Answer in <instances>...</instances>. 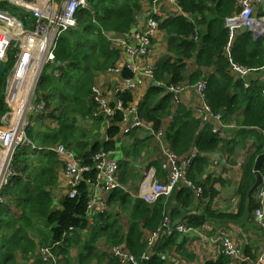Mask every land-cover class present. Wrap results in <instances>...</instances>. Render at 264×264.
Returning <instances> with one entry per match:
<instances>
[{
	"label": "trees",
	"instance_id": "trees-1",
	"mask_svg": "<svg viewBox=\"0 0 264 264\" xmlns=\"http://www.w3.org/2000/svg\"><path fill=\"white\" fill-rule=\"evenodd\" d=\"M181 4L196 23L182 16L169 17L162 22L161 28L166 32L168 49L176 56L170 58L165 55L166 58L159 59L154 77L165 85L193 84L207 79L206 99L212 110L223 113L225 121L237 128H229V132L223 131L219 135L213 133L212 125L208 123L203 126L201 120L194 116L191 107L185 104L175 107L172 93L153 84L140 100L139 113L153 123L156 129H166L175 153L184 155L190 152L193 145L198 146L201 154L191 165L188 178L196 187L203 189V194L197 197L192 188L181 187L169 196L160 197L156 203L149 204L141 198H133L124 190L116 189L106 199L108 206L114 208L111 214H100L101 222L105 223L102 233L95 235L99 231L94 226L89 237L84 239L82 235L90 226L87 217V184L82 183L80 195L75 198L65 197L56 208L48 188L55 187L57 183L56 169L60 165L58 157L50 151H39L30 146L20 147L14 153V165L19 176L12 178L13 184L7 185L3 193L10 196L9 201L14 200L15 205L21 207L23 217L17 221L10 206L0 203L8 207L4 229L0 227V264H19L17 253H21L25 260H30L35 250L39 249V243L52 247L57 259L61 254L68 258L71 250L76 248L78 252L74 259H77L78 264H91L97 258L95 242L102 236L111 246L126 245L141 259L150 250L146 232L159 229L168 213L172 223L186 221L193 228L202 226L206 220L234 222L244 215L248 191L256 180L253 172L255 160L264 152V37L254 39L250 31H239L228 53L226 46L229 42V29L225 19L240 11L238 0H182ZM0 7L12 9L21 18L26 16L25 10L20 7L5 3ZM139 10L140 0H90L89 7L77 12V25L62 34L55 50L56 62L63 65L50 63L42 74L39 90L43 91L53 111L58 112V118H43L46 125L42 131H37L38 123L28 127V136L35 143L44 146L65 144L81 154L89 164L92 163L91 155L100 149L116 150L120 138L118 135H121L124 124L122 112L112 118L108 129L109 139L103 141L99 136L94 139L92 134L86 133V129L78 125L77 115L86 116L93 111L91 85L96 72L115 65L121 55L120 49L107 39L105 31H129L136 22ZM256 12L264 15V4L257 7ZM197 29L200 34L196 40L194 35ZM13 51L10 50L8 54L7 72L0 71V124L8 111L4 91L8 70L14 63ZM231 59L251 69L250 75L236 76L232 72ZM57 68L60 75L55 73ZM247 81H250L249 86L245 85ZM122 98L128 103L133 100V94L127 92ZM169 117L170 121L166 123ZM49 120L58 125L52 127ZM231 135L235 136L227 140ZM248 138L254 139V150L248 154L243 165V178L237 189V194L241 196L239 209L235 213L214 210L211 203L219 195L214 183H223L224 180L206 175L209 157L219 152L222 146L229 155H234L237 146L245 148ZM140 141L145 140L137 141L131 150L126 151L127 159L121 161L120 167L141 155L145 145ZM150 166H155L158 173H162L158 160L147 163L146 167ZM260 170L264 176V164ZM126 174L123 172L124 177ZM22 175H27V181L23 180ZM120 179L125 184L126 177L122 179L120 176ZM196 200H207L203 211L205 219L189 215V208ZM255 206L254 201L253 209ZM122 214L127 217L126 223L120 222ZM39 224L51 228L50 238L43 237L39 241L35 239L33 233L43 235L45 230H40ZM245 250L248 254L251 246L246 245ZM153 251L152 258L142 264H167L168 256L176 261H194L196 258L187 238L177 231L159 238ZM102 255V258L109 257L107 264H122L110 252ZM48 260L52 261L50 258ZM226 261L227 258L221 253L217 259H209L204 264H225ZM33 264H43L42 256L36 258Z\"/></svg>",
	"mask_w": 264,
	"mask_h": 264
},
{
	"label": "built area",
	"instance_id": "built-area-1",
	"mask_svg": "<svg viewBox=\"0 0 264 264\" xmlns=\"http://www.w3.org/2000/svg\"><path fill=\"white\" fill-rule=\"evenodd\" d=\"M181 1L151 0L129 31L122 33L105 31L107 39L120 49L121 55L118 63L97 71L91 85L94 109L90 114L82 116L102 122V129L106 134L104 140L109 139L108 129L112 118L118 112H122L124 116L121 135H118V138L129 137L135 130L140 134L142 130L154 138L159 150L158 157L162 173L159 174L155 166L146 167L145 165L143 178L138 183L137 189H131L120 179L123 155L119 150L100 149L91 155L92 163L89 164L73 148L65 144L38 145L27 133L28 127L32 124V119H28L29 114L42 117L49 111L48 101L43 91L37 90L36 86L41 81L48 64L56 59L57 40L64 31L77 25V12L89 7L90 0H0V6L5 3L24 9L25 19H28L26 22L10 8L0 7V59L6 64L9 61L8 51L11 46L16 50V58L8 71L4 91L9 110L0 124V203L4 202L3 189L12 183L13 177L19 176L17 167L14 165V153L23 146H30L39 151H50L58 155L63 181L61 199L77 197L81 194L82 183L87 184L89 196L87 215L106 213L108 205L105 196L116 189L124 190L133 198H141L149 204L156 203L160 197L169 196L175 189L181 187L192 188L197 197L203 194V189L196 187L188 178L191 165L201 154L198 146L193 145L190 152L184 155L175 153L167 138L166 129H156L153 123L140 115V98L136 95L140 89H146L156 80L154 75L156 59L159 55L155 39L162 30V22L169 17L182 16L196 23L195 19L185 11ZM238 4L240 11L225 19L226 27L229 29V42L226 46L228 53L242 25L247 27L254 39L264 37V15H258L256 12L257 7L264 4V0H238ZM199 34L197 29L194 35L196 40ZM231 68L238 77H247L251 72V69L237 64L232 59ZM56 72L57 75L60 73L59 70ZM112 83L114 86L108 87V84ZM245 85L249 86L250 81H247ZM167 86L173 95L175 107L181 104L191 107L194 116L201 120L203 126L208 123L212 125L213 133L219 135L223 131L227 132L229 128H237L236 125L225 121L223 113H215L212 110L206 99L207 79H201L193 84ZM127 92H132L133 100L125 103L122 95ZM189 92L197 97L195 105L189 104L190 98L187 99ZM20 109L25 112L21 125L17 118ZM91 118L88 121H92ZM49 124L53 127L58 125L54 121H49ZM118 145L120 141L117 147ZM215 155L210 157L217 163L218 159ZM255 205L252 214L261 227L260 234L256 235V238L261 237L256 257L252 258L250 253L247 254L232 235L199 233L204 240L219 244L221 253L227 258L225 264H264V176L263 183L258 188ZM192 229L187 223H172L168 213L159 229L146 232L150 250L149 253H144L141 259H138L123 244L110 246L109 250L122 264H142L143 261L152 258L153 246L159 238L173 231L185 234ZM51 249L52 247L42 248V252L48 254L43 256L44 259L51 258ZM52 258L51 264H58V259L54 256ZM175 262L180 261L175 260Z\"/></svg>",
	"mask_w": 264,
	"mask_h": 264
},
{
	"label": "crops",
	"instance_id": "crops-1",
	"mask_svg": "<svg viewBox=\"0 0 264 264\" xmlns=\"http://www.w3.org/2000/svg\"><path fill=\"white\" fill-rule=\"evenodd\" d=\"M150 1L151 0H140V10L138 11L137 19L139 18L141 11H145V6ZM155 41L158 45L157 51L159 55L156 59V64L158 63L159 59L161 58L163 59L165 55H169L170 58H175L176 54L174 52L169 51L168 49V43H167V37H166L165 31L161 30L158 37L155 39ZM150 85L146 89H140L137 92L136 95L140 98V100L142 99V97L144 96V94L146 93ZM113 86H114V83L110 85L108 84V87H113ZM188 97L190 98L189 104L195 105L197 97H195L194 95H191L190 92L187 93V99ZM169 121H170V117L167 118L166 123H169ZM50 122H53V121H50ZM94 124L96 126H95V129L93 130L92 138H94L95 136H99L100 140L103 141L105 139L106 134L104 133L102 129V122L98 120ZM39 126H37L38 128L37 131L44 130V127L42 125H39ZM94 132L98 134H94ZM227 132H229V130ZM234 136L235 135L228 136L227 140L233 138ZM139 140H145V141H140L142 144L145 145V148L143 149L141 155L138 158H135L132 162L124 164L122 167H120V176L122 179L126 177V181H124L125 185L131 189H137L138 183L143 178L144 166L147 165V163H149L150 161L160 160V158L158 157L159 150H158V147L156 145L154 138L142 130H141V134L138 133L137 130H135L129 135V137L126 136V137L119 138L120 145L116 147V151L119 150L121 152V155H123L122 161H125L127 159L126 151L131 150L133 145L137 143V141ZM253 141H254L253 138H248L245 148L243 146H237L235 149L234 155H229L227 151L225 150V148L223 149V146H222L221 150L217 152L219 156L215 155L216 158L218 159L217 163H215L211 159L212 157H209V165L207 167L206 175H212L213 179L216 177H220L222 180H224L223 183L222 182L214 183L215 187L219 190V195L217 196V198H215L212 201L211 203L212 209L217 210V211L233 212V213L238 211L239 205L241 202V196L237 194V189H238V185L240 181L243 178V165L246 161L245 157L246 156L248 157V154L254 150L252 146ZM222 152H224V154H222ZM56 156L58 157V155ZM123 172L127 173L125 177L123 175ZM56 174H57V183L55 187L48 188V190L51 191L53 200L55 202V207L57 208L59 207L62 199H64L65 197H63L62 199L60 198L62 197V193H63V189H62L63 181L61 179V172L59 168L56 169ZM26 176L27 175H22L21 177L23 178V180L27 181ZM12 184L13 182L9 185H12ZM57 195L59 196L57 197ZM5 197H6V194L4 196L3 203L10 206V209L15 214L17 221H21L23 217L22 216L23 211L21 207L15 205L14 200L12 201L10 200V202L7 201ZM105 197H106L105 199H107V196ZM206 203H207V200L205 202H200L196 200L195 203L189 208L190 210L189 214L190 213L204 214L203 211H204V206ZM113 209L114 208H110L108 206L106 213L111 214V211ZM100 214L93 213V215H87V217L90 220L89 225L91 227L89 226V228L85 230V233H83L82 237L84 239H87V237H89L90 230L94 226H95V230L99 231V234H95V235L98 236L102 233L103 225L105 223L101 222L102 216ZM126 221H127V217L125 216V214H122V218L120 222L126 223ZM235 221L231 222L228 220L217 219V222H211L209 220H206V222H204L202 226L198 228L192 227L193 229L190 232H187L185 234L182 233L183 237L187 238L188 244L193 247L196 258L194 259V261H186L184 259L185 261L180 260V262L177 263L175 262L176 260L175 258L168 256V263L169 264H204L209 259L210 260L217 259L219 255L221 254V249L219 247V244L204 240L199 234L200 232L202 233L206 232L207 234H210V235H214L216 233H220L222 235H227V234L232 235L234 240L237 241L241 245L243 250H245L246 245H250L251 252H248V253L256 257L258 253L259 245L261 243V237L259 236L260 238L259 237L256 238L257 233L255 229L258 228L257 227L258 224L254 226L255 229L251 226V222L252 224H254V221H255L254 216H252L251 220L248 221V223L244 225H239ZM176 223L186 224V221H183V222L176 221L174 224ZM40 227L42 228L40 229ZM38 228L40 230L45 229L42 224H39ZM33 234L37 241H39V239L44 237V235H41L38 233H33ZM39 246H40L39 249L37 248L35 250L30 260H25L21 253H17L16 260L19 262V264H33L36 258H40L41 256L42 258L43 256H48L47 253L42 252V247H46V246H42L40 245V243H39ZM110 246L111 245L109 244V242L103 236L99 240H97L95 242V253L98 256L96 255L97 258H95L91 264H107L109 257L107 256L105 258H102L103 257L102 254L104 252H106V254L110 252L109 250ZM73 255L75 256L74 258H76L77 254H75V252ZM52 256L56 257L55 252L51 250V258H50L51 260L53 259ZM66 257L67 256L62 255V258H58V264H66V261H67ZM43 264H51V261L43 258ZM69 264H78L77 259L71 258L69 261Z\"/></svg>",
	"mask_w": 264,
	"mask_h": 264
},
{
	"label": "water",
	"instance_id": "water-1",
	"mask_svg": "<svg viewBox=\"0 0 264 264\" xmlns=\"http://www.w3.org/2000/svg\"><path fill=\"white\" fill-rule=\"evenodd\" d=\"M248 31L247 27L242 25L240 27V32L244 33ZM0 71L3 73L7 72V67L4 64L3 60L0 59ZM153 85L155 86H161L163 87L168 93L170 92V88L165 85L160 83L159 81L155 80L152 82ZM47 118H58L57 114H54L52 112H49L47 114ZM217 156H219V154H216ZM264 164V152L260 153L255 160V164H254V168H253V172L254 175L256 177V180L254 182V184L251 186V188L248 191V200H247V205H246V210L244 215L240 218L237 219L235 222L239 225H244L247 224L248 221L251 219V214H252V209H253V205H254V201L255 199L258 198V188L261 186V184L263 183V174L261 173V166ZM189 215L200 218V219H205L206 215L205 214H199V213H190ZM42 227H40L41 229Z\"/></svg>",
	"mask_w": 264,
	"mask_h": 264
},
{
	"label": "rangeland",
	"instance_id": "rangeland-1",
	"mask_svg": "<svg viewBox=\"0 0 264 264\" xmlns=\"http://www.w3.org/2000/svg\"><path fill=\"white\" fill-rule=\"evenodd\" d=\"M14 52V54H13V56H15V54H16V52L15 51H13ZM15 61V58H14V60H13V62ZM17 116L18 117H20V119L22 120L23 119V117H24V110H22V109H20V111H19V114H17ZM39 117H37V116H32V114H29V116H28V119L29 120H33V122H35V120L36 119H38ZM89 118H91V117H89ZM89 118L87 117V118H83L81 115H77V123H78V125L82 128V129H86V130H84L86 133H88L89 135H91L92 133H93V130L95 129V122L96 121H98L97 119H92V121H88L89 120ZM40 119H42L41 120V124H42V126H45L46 125V121L45 120H43V118H40ZM14 120H17V119H14ZM34 125H37L36 123L34 124ZM81 131V130H80ZM94 134H98V133H95L94 132ZM245 159H247V156L245 157ZM4 192V189H3V191H2V196L4 197L5 196V194L3 193ZM9 198H10V196H8V195H6V197H5V199L7 200V201H9ZM10 202V201H9ZM7 214H8V207L6 206V205H0V227H1V229L3 230L4 229V223H5V221H6V219H7ZM258 223L256 222V220L254 221V224H252V222H251V226L252 227H254L255 225H257ZM229 228H231V227H229ZM256 235H259L260 234V232H261V227L259 226L256 230ZM51 234H52V231H51V228L50 227H45V230H44V233H43V235H44V237H51ZM234 235V234H233ZM54 247V246H53ZM73 250V251H72ZM71 250V254L70 255H68V258H67V261L66 262H68L69 263V261H70V259L72 258V259H74V252H75V254H77V249L76 248H73ZM57 257V256H56ZM58 257H60V258H62V254L61 255H59ZM204 257H205V255H204Z\"/></svg>",
	"mask_w": 264,
	"mask_h": 264
},
{
	"label": "clouds",
	"instance_id": "clouds-1",
	"mask_svg": "<svg viewBox=\"0 0 264 264\" xmlns=\"http://www.w3.org/2000/svg\"><path fill=\"white\" fill-rule=\"evenodd\" d=\"M11 11H12V9H11ZM15 14H16V12L15 11H13ZM19 18H21L20 16H18ZM21 19H24L26 22H27V20L25 19V16H24V18H21ZM67 31V30H66ZM65 32V31H64ZM63 32V33H64ZM62 33V34H63ZM62 34L60 35V37L58 38V43H59V40H60V38H61V36H62ZM57 46H58V44H57ZM57 49V48H56ZM10 50H15L12 46H11V48L9 49V51ZM9 51H8V54H9ZM15 52H16V50H15ZM55 55H56V52H55ZM8 57H9V55H8ZM15 58H16V54H15V56H14ZM57 61V59H55V61L53 62V63H51V64H57V65H63V64H59L58 62H56ZM8 62H6V64H7ZM5 64V63H4ZM5 64V65H6ZM49 65V64H48ZM57 70H59L58 68L57 69H55V73L57 74ZM9 71V70H8ZM58 75H60V73L58 74ZM41 82V81H40ZM40 82H39V84H40ZM39 84L36 86V89L37 90H39ZM48 101V100H47ZM48 109H49V111L47 112V113H45V115H43L42 117H39V116H37V117H39L38 119H36L35 120V122H33V120H32V124L31 125H34L35 123H38L39 125H42L41 124V119L40 118H45V119H51V118H47V114L49 113V112H52V113H54V114H57L58 112H54L53 111V109L49 106V102H48ZM8 110H9V108H8ZM24 114H25V112H24ZM252 216H253V214H251ZM251 220V219H250ZM249 220V221H250Z\"/></svg>",
	"mask_w": 264,
	"mask_h": 264
},
{
	"label": "bare ground",
	"instance_id": "bare-ground-1",
	"mask_svg": "<svg viewBox=\"0 0 264 264\" xmlns=\"http://www.w3.org/2000/svg\"><path fill=\"white\" fill-rule=\"evenodd\" d=\"M19 119V125L23 122V119L21 120L20 117H17Z\"/></svg>",
	"mask_w": 264,
	"mask_h": 264
}]
</instances>
